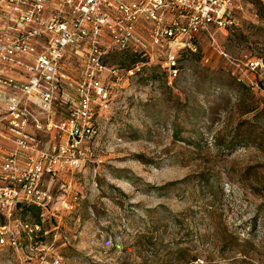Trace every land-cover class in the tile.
Returning <instances> with one entry per match:
<instances>
[{"label":"rangeland","instance_id":"374dc122","mask_svg":"<svg viewBox=\"0 0 264 264\" xmlns=\"http://www.w3.org/2000/svg\"><path fill=\"white\" fill-rule=\"evenodd\" d=\"M228 14L196 53L107 42L93 156L47 184L78 200L55 217L20 212L42 224L44 251L6 248L0 264H264V2Z\"/></svg>","mask_w":264,"mask_h":264},{"label":"built area","instance_id":"2783aa9c","mask_svg":"<svg viewBox=\"0 0 264 264\" xmlns=\"http://www.w3.org/2000/svg\"><path fill=\"white\" fill-rule=\"evenodd\" d=\"M233 1L0 0V250L44 251L42 224L18 217L25 205L41 218L73 210L72 186L62 182L55 197L47 184L73 177L93 156L107 42L141 53L164 44L196 53V35L232 24ZM144 24L149 43L138 33Z\"/></svg>","mask_w":264,"mask_h":264},{"label":"trees","instance_id":"16d2710c","mask_svg":"<svg viewBox=\"0 0 264 264\" xmlns=\"http://www.w3.org/2000/svg\"><path fill=\"white\" fill-rule=\"evenodd\" d=\"M32 209H37V208H35V207H33V206H30V205H25L24 207H23V212H31L32 211ZM39 210V209H38ZM37 210V215H38V217H40V215H39V213L38 212H40V211H38ZM195 260H192V261H187L185 264H193V262H194Z\"/></svg>","mask_w":264,"mask_h":264}]
</instances>
